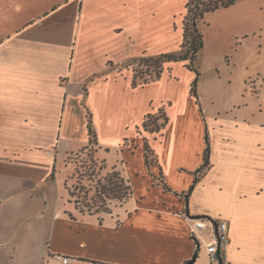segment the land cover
I'll list each match as a JSON object with an SVG mask.
<instances>
[{"label": "crops", "instance_id": "1", "mask_svg": "<svg viewBox=\"0 0 264 264\" xmlns=\"http://www.w3.org/2000/svg\"><path fill=\"white\" fill-rule=\"evenodd\" d=\"M188 1L0 0V264H221L204 247L210 225L192 238L197 216L227 222L222 262L264 264V111L227 101L208 111L179 62L131 84L132 61L180 48ZM161 106L165 127L143 131ZM88 111L100 159L132 186L107 213L80 211L68 194ZM206 133L210 166L186 207Z\"/></svg>", "mask_w": 264, "mask_h": 264}, {"label": "rangeland", "instance_id": "2", "mask_svg": "<svg viewBox=\"0 0 264 264\" xmlns=\"http://www.w3.org/2000/svg\"><path fill=\"white\" fill-rule=\"evenodd\" d=\"M260 4H264V0H235L228 7L206 13L203 23L198 25L203 34V47L194 62L199 71L197 99L208 111L215 110L224 101L235 107L264 111V30L252 32L250 29L261 15L264 17ZM133 66L137 68V63ZM122 143L124 145L125 141ZM94 148V145L88 146L69 157L68 188L73 192L70 200L82 211L112 210L122 200L98 199L97 189L107 183L111 171L120 172L106 169L105 160L101 169L100 157L104 150L99 153L98 148L97 151ZM91 154L93 160L96 159L94 163L90 161Z\"/></svg>", "mask_w": 264, "mask_h": 264}, {"label": "trees", "instance_id": "3", "mask_svg": "<svg viewBox=\"0 0 264 264\" xmlns=\"http://www.w3.org/2000/svg\"><path fill=\"white\" fill-rule=\"evenodd\" d=\"M235 0H189L185 5V13L183 16L182 23V43L180 48L174 52L160 53L154 56H141L134 61L131 65L132 69V86L143 85L150 80H155L160 77L164 70H169L168 64L176 61H188L185 64L186 67L191 69L194 74V80L190 87L191 95L197 100L196 85L199 78V71L197 67L194 66V62L197 60V56L203 47V34L199 29V24L203 23L204 15L210 11H213L220 7H228L234 4ZM137 63L133 66V63ZM168 122V116L165 111V106L159 107L154 113L148 112L141 124V129L150 134H159L161 130L165 127ZM87 127H88V142L80 149L79 152L83 151L88 146H95L94 151H97L98 143L96 139V132L92 125L91 114L87 113ZM145 150V163L149 168L157 162V157L150 146L147 139L144 141ZM210 144L208 141L207 133L205 134V149L203 153L202 164L193 173V181L188 188V190L183 194L185 204L187 207V199L191 194L195 184L199 181L200 177L206 172L210 166L209 162ZM93 155H90V161L94 163L96 159L93 160ZM102 161V167L105 166L104 160ZM90 166V165H89ZM76 173V171H75ZM107 183L102 184L97 189L98 199H119L122 203L125 202L132 193V186L130 182L124 179L118 172L111 171V174L106 178ZM156 181L161 184L162 188L167 190L168 187L164 184L162 180V173L156 178ZM69 197L73 195V192L68 188ZM121 203V204H122ZM80 211H82L80 209ZM110 210H93L88 209L89 213L102 212L107 213ZM200 217V216H197ZM196 257V253L194 257ZM192 259L186 261L184 264L192 263ZM222 264V263H221Z\"/></svg>", "mask_w": 264, "mask_h": 264}, {"label": "built area", "instance_id": "4", "mask_svg": "<svg viewBox=\"0 0 264 264\" xmlns=\"http://www.w3.org/2000/svg\"><path fill=\"white\" fill-rule=\"evenodd\" d=\"M191 222V234L194 241L197 242L199 238V232L206 228L208 225L211 227V240L205 244V249L210 261H220L222 264H231L230 262L223 260L225 246L228 242V226L227 222L223 220H212L205 217H192ZM208 224V225H207ZM198 245V244H197ZM55 259L60 260L63 263H68L69 258L60 253L54 254ZM192 264V263H189Z\"/></svg>", "mask_w": 264, "mask_h": 264}]
</instances>
